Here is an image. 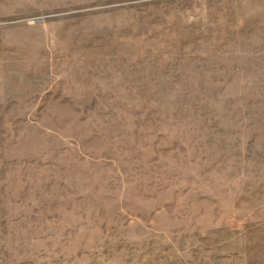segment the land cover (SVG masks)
<instances>
[{
    "label": "rangeland",
    "instance_id": "obj_1",
    "mask_svg": "<svg viewBox=\"0 0 264 264\" xmlns=\"http://www.w3.org/2000/svg\"><path fill=\"white\" fill-rule=\"evenodd\" d=\"M0 264H264V0H0Z\"/></svg>",
    "mask_w": 264,
    "mask_h": 264
}]
</instances>
